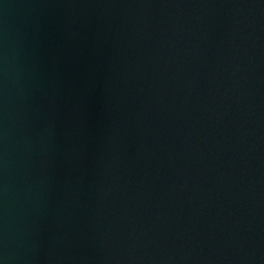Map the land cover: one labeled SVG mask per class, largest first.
Segmentation results:
<instances>
[{"label": "water", "instance_id": "1", "mask_svg": "<svg viewBox=\"0 0 264 264\" xmlns=\"http://www.w3.org/2000/svg\"><path fill=\"white\" fill-rule=\"evenodd\" d=\"M0 264H264V0H0Z\"/></svg>", "mask_w": 264, "mask_h": 264}]
</instances>
